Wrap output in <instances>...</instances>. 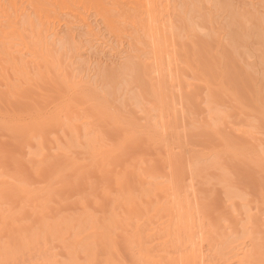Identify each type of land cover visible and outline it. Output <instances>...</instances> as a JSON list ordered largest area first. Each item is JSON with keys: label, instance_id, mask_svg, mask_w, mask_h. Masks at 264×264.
<instances>
[{"label": "bare ground", "instance_id": "6f19581e", "mask_svg": "<svg viewBox=\"0 0 264 264\" xmlns=\"http://www.w3.org/2000/svg\"><path fill=\"white\" fill-rule=\"evenodd\" d=\"M259 7L0 0V264H264L262 192L254 205L231 191L236 181L220 166L195 174L177 158L181 144L169 141L171 120L184 129L189 104L180 27L187 36L213 31L220 61L230 36L229 61L256 64L238 51L256 38L263 57ZM68 12L74 20L61 17ZM210 87L185 85L199 92L192 113L200 129L264 178V138L220 117ZM136 88L141 100L128 97ZM217 170L222 195L207 199L195 177Z\"/></svg>", "mask_w": 264, "mask_h": 264}, {"label": "rangeland", "instance_id": "374dc122", "mask_svg": "<svg viewBox=\"0 0 264 264\" xmlns=\"http://www.w3.org/2000/svg\"><path fill=\"white\" fill-rule=\"evenodd\" d=\"M177 1L180 2L181 0ZM254 2L258 7L263 5L262 0H254ZM258 9L260 12L264 10L261 7ZM78 10L83 11V6H79ZM61 17L74 20L69 12L62 14ZM175 25L178 26V22H175ZM182 26L185 28V25ZM182 26L180 29H183ZM120 27L122 31L131 30L126 22L120 23ZM180 29L179 31L182 34L179 35L180 39L178 38L177 46L179 47L181 43L183 51H179L178 57L181 62L180 67H183L185 71V73L183 72L181 90L182 96L184 95L183 98L189 104L186 107L184 129L179 128L174 119L171 120L174 133L172 131L173 135L169 141L181 144V149L177 152V158L185 161L189 160L195 167V171H193L195 174L204 166H220V170H224L227 175L236 181V186L231 191L241 196L252 197L253 204L256 205L260 200L258 198L260 191L264 196V178L252 166L243 164L242 160H233V155H228L222 149L223 141L221 137L211 135L200 129L197 116L192 113L194 100L199 92H196L195 89L188 92L189 89H186L185 85L202 82L211 86L210 90L212 92L205 91L200 96L206 97L207 92H210L214 97L221 98V101L217 103L214 100L209 101L210 107L220 112V117L227 116V119L233 123H246L253 131L258 132L255 136L264 138V117L259 114L260 106L264 105V70L258 64V61H264V52L261 58L259 56L260 51L256 50L259 44H256V38H251L248 43H245L244 47L239 48L238 59L244 58L246 54L252 56L255 54L256 64L241 61L233 63L229 61L230 53L233 52V46L237 43L234 44L231 37L227 36L223 42V49L219 51V54L222 52L224 57V60L220 61L219 57L214 55L216 53L213 47V40L215 39L213 31H209L205 35L191 34L187 36L184 32L186 28ZM262 41V44H264V40ZM208 44L210 51L206 50ZM242 44L244 45V43ZM242 44L241 46H243ZM140 93L139 88H136L128 93V97L141 100ZM259 149L264 150V143L259 146ZM218 173L219 170L212 173L203 172L195 177L194 187L200 195L207 199L222 195L218 189L220 185ZM208 204L210 205V202Z\"/></svg>", "mask_w": 264, "mask_h": 264}]
</instances>
